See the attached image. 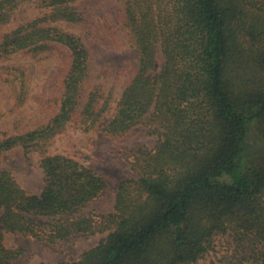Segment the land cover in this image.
I'll list each match as a JSON object with an SVG mask.
<instances>
[{
	"label": "trees",
	"instance_id": "1",
	"mask_svg": "<svg viewBox=\"0 0 264 264\" xmlns=\"http://www.w3.org/2000/svg\"><path fill=\"white\" fill-rule=\"evenodd\" d=\"M26 1L46 12L1 35L0 58L64 48L69 67L57 111L0 138V156L15 147L40 153L45 176L30 193L0 170V264L17 257L4 246L5 231L52 243L107 232L61 264H196L217 238L229 239L219 264H264V0H126L138 69L103 131L121 136L144 122L160 131L137 177L118 184L113 212L100 215L81 213L104 179L72 157L46 155L68 124L90 130L108 109L100 89L85 90L90 50L58 24L91 29L77 0H0V23ZM157 48L164 62L152 74ZM252 126L257 152L248 150Z\"/></svg>",
	"mask_w": 264,
	"mask_h": 264
},
{
	"label": "rangeland",
	"instance_id": "2",
	"mask_svg": "<svg viewBox=\"0 0 264 264\" xmlns=\"http://www.w3.org/2000/svg\"><path fill=\"white\" fill-rule=\"evenodd\" d=\"M126 0H77L85 20L81 25L58 24L65 32L79 36L91 53V66L86 91L93 87L108 96V109L96 126L85 131L74 121L60 130L47 147L46 155L63 154L72 157L101 176L105 187L101 195L81 214L93 215L113 212L117 186L135 179L146 154L154 152L160 129L157 124L141 123L121 136H109L104 128L117 110L123 89L138 69V50L123 21ZM46 10L38 1L18 4L0 23V37L4 33L42 17ZM164 62L161 50L156 51L159 72ZM69 67V54L64 48L52 49L33 56L18 53L0 58V138L33 128L46 121L58 108L62 81ZM21 98V99H18ZM152 108L145 115L150 117ZM261 147L257 132H249L248 150L257 152ZM42 155L26 153L22 147L5 151L0 156V170H8L14 179L30 193H38L45 176L39 166ZM1 218V213H0ZM107 232L92 235L77 234L66 241L48 242L9 231L4 232L7 249L17 252L9 264L70 263L84 251L95 247ZM227 238H217L215 249L196 264H219Z\"/></svg>",
	"mask_w": 264,
	"mask_h": 264
}]
</instances>
